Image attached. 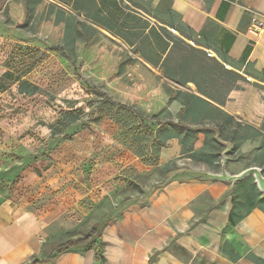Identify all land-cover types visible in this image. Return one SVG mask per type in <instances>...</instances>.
Returning a JSON list of instances; mask_svg holds the SVG:
<instances>
[{
  "label": "rangeland",
  "instance_id": "1",
  "mask_svg": "<svg viewBox=\"0 0 264 264\" xmlns=\"http://www.w3.org/2000/svg\"><path fill=\"white\" fill-rule=\"evenodd\" d=\"M60 1L39 0L27 12L25 0H0V191L10 203L45 218L41 232L45 241L38 256L53 254L57 244L84 236L93 224L105 222L98 239L58 259L71 264L79 254L100 250L99 264H109L111 244L104 241L107 226L121 219L123 211L126 214L137 195L145 202L148 192L168 181L176 167L174 162L157 165L158 152L124 135L114 114L120 106L131 107L141 115L138 119L158 130L159 122L178 120L179 89L197 92L192 82L177 84L164 76L163 68L142 54L155 60L158 49L166 47L161 62L169 50L171 71L188 59L202 87L225 95L223 106L231 100L229 105L243 113L234 116L260 131L236 148L226 144L230 173L256 165L264 174V81L243 70H237L243 77L236 81L231 75H218L179 42L173 45L156 27L154 17L132 4H121L123 21L116 27L120 36L79 15L91 31L73 22L64 38L66 23L57 19L56 8L64 10V18L75 13L66 4L72 0ZM158 1L153 0L151 6ZM165 9L162 5L161 11ZM144 21L154 29L147 27L148 40H137L138 31L124 29L141 27ZM263 22L264 17L253 13L249 24L261 27ZM209 53L216 55L213 50ZM6 70L11 72L7 78L2 76ZM175 71L177 75L182 72L180 68ZM231 92H238L237 99H228ZM193 161V168L201 162L198 157ZM204 164L217 173L221 158ZM245 178L250 181L231 183L230 195L258 190L251 176ZM240 203L239 211L244 212V198ZM158 246L152 264L161 255L169 257V264H215L205 256L183 251L173 240Z\"/></svg>",
  "mask_w": 264,
  "mask_h": 264
},
{
  "label": "crops",
  "instance_id": "2",
  "mask_svg": "<svg viewBox=\"0 0 264 264\" xmlns=\"http://www.w3.org/2000/svg\"><path fill=\"white\" fill-rule=\"evenodd\" d=\"M224 2L159 0L154 8L161 10L162 5H166V9L178 12L181 20L195 32L215 27L210 40L220 51L226 49V54L234 60L247 53L245 62H252L253 67L263 70L264 22L259 32H254L253 25L249 23L253 13L264 17V0L234 1L226 8ZM237 95L238 92H231L227 97L233 101ZM230 102L228 100L225 106L220 107L221 110L235 116L241 114L229 105ZM204 137L202 132L197 133L193 151L203 146ZM228 149L226 145L220 155ZM181 150L182 145L176 138L167 140L158 152L157 165L167 166L174 162L176 167L171 170V177L148 192L145 202H141L139 195L131 199L126 214L123 211L121 219L107 226L104 241L111 244L109 264H152V257L162 246H158L159 242L165 240L166 243L173 240L183 251L205 256L215 264H254L245 257L248 252L264 258L263 212L258 208L252 209L242 220L231 225V182L210 177L214 172L202 161L193 168V159ZM45 225L42 215L23 205L10 203L0 191V264H29L33 259L51 256H38V250L45 241V235L41 233ZM163 225L170 229L168 234ZM224 242H229L241 255L239 260L233 262L222 255L220 246ZM67 252L42 264H68L58 259ZM77 256L71 264H99L101 260L95 259V252ZM168 262L169 257L161 255L157 264ZM179 264L183 263L179 261Z\"/></svg>",
  "mask_w": 264,
  "mask_h": 264
},
{
  "label": "trees",
  "instance_id": "3",
  "mask_svg": "<svg viewBox=\"0 0 264 264\" xmlns=\"http://www.w3.org/2000/svg\"><path fill=\"white\" fill-rule=\"evenodd\" d=\"M38 1L39 0H25L26 11H30L33 4ZM58 1L61 2L60 0ZM234 1L239 0H225L224 8ZM71 2L72 3H63L70 6V9L75 13V16L68 14L66 15L67 17L64 18L62 16L65 13L63 9L56 8L55 11L57 19L59 21L64 20L66 23L64 38H66L70 32L69 30L73 22H77L79 26L91 31V26L86 22L81 21L77 17L79 15L84 17L90 23L120 36L116 27H118V23L123 21L121 4H132L137 9H140L141 13L143 12V14L152 15L158 21L156 27L161 30L165 36H168L169 40L173 42V45L179 42L184 50H188L192 56H199L202 64L206 63L204 66L215 69L218 75H231L233 80L236 81L238 78L243 77L237 70H243V72L250 76L252 75L256 79L264 81V79L261 78L262 71L253 67L252 62H245L247 53H244L241 58L234 60L226 54V49L220 51L216 47V45L210 40V36L214 33L215 27L213 29H208L206 27L201 32H195L181 20L178 12L176 13L171 9H165L162 11L158 10L151 6V0H72ZM52 6L53 5H51V7ZM147 27L149 30H154L153 25H150L149 22L146 21H144V25L141 27L128 25L124 26V29L132 31L135 29L138 31L136 33L137 40H148L149 33H146ZM168 28L171 29V31ZM172 31L178 33H172ZM129 43L134 44L132 41H129ZM152 47L156 49L157 46L152 43ZM165 48L166 47L158 49V58L155 60L149 59L144 53L142 56L151 63L156 65L159 64L163 68L164 76L168 77L175 83L185 85L187 82H192L196 85L197 92L179 89L176 93V98L182 99V106L178 112V120L175 121L169 119L159 122L158 130L151 128L150 125L144 123V120L138 119L141 115L132 110L131 107L124 105L120 106L113 118L119 125V128L124 131V135H130L135 142L137 141L140 144H143V146L146 145L151 152H159L167 143L168 139L176 138L182 145L181 153H185L192 159L198 157L200 161L208 164L217 162L221 158L220 153L223 151L227 143L231 144L232 148H236L243 141L253 138V136L260 135V131L256 127H252L246 122L237 119L234 115L221 110L220 106H223L225 103L227 99L226 96H217L210 91H206L197 80V72L190 68V62L188 59L178 62L171 71V67L168 65L170 57V51L168 50L161 62V54L164 53ZM209 50H213L216 55L210 54ZM227 65H229L231 69L227 68ZM177 68L182 70L179 75H177L178 72L175 71ZM10 75L11 72L8 70L2 74L5 78ZM214 80L217 81V78ZM230 89L231 87L228 88V90ZM198 132L204 134L205 142L203 146L193 151V145ZM216 155H220V158L215 157ZM246 180L250 181L249 178H243V180L240 179V181H237L236 183L240 184L242 181ZM231 197L232 206L229 210V222L231 225L242 220V218L252 209L258 208L264 213V196L259 190L253 189L251 193L246 195L232 193ZM243 198L245 201L244 212H240V202ZM104 226L105 222L93 224L84 236L72 237L57 244L56 249L51 256L42 260L33 259L29 264H42L54 260L57 256L69 251L71 248H84L94 239H98L101 236V230ZM220 252L233 262H236L241 258V255L234 251L229 242H224L220 246ZM100 254V250L95 252L96 260H99ZM245 257L254 264H264V258L258 255L256 256L251 252L246 253Z\"/></svg>",
  "mask_w": 264,
  "mask_h": 264
},
{
  "label": "water",
  "instance_id": "4",
  "mask_svg": "<svg viewBox=\"0 0 264 264\" xmlns=\"http://www.w3.org/2000/svg\"><path fill=\"white\" fill-rule=\"evenodd\" d=\"M228 151V150H227ZM225 151V153L227 152ZM224 152L221 156V164H220V171L217 173H211L210 177L216 178L222 181H228L231 183H235L237 181H240V179H243L245 177L251 176L253 178V182L256 183V186L259 190V192L264 196V174L262 172L261 167L259 166H248L244 169L240 170L238 173H230L226 169V154Z\"/></svg>",
  "mask_w": 264,
  "mask_h": 264
},
{
  "label": "built area",
  "instance_id": "5",
  "mask_svg": "<svg viewBox=\"0 0 264 264\" xmlns=\"http://www.w3.org/2000/svg\"><path fill=\"white\" fill-rule=\"evenodd\" d=\"M263 27V25L260 27V26H257V25H253V30L254 32H259V30Z\"/></svg>",
  "mask_w": 264,
  "mask_h": 264
}]
</instances>
